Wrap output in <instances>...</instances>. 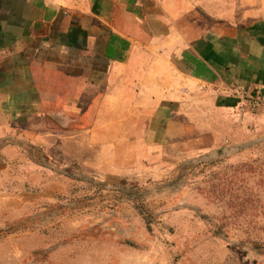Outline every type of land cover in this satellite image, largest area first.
<instances>
[{"label":"rangeland","instance_id":"1","mask_svg":"<svg viewBox=\"0 0 264 264\" xmlns=\"http://www.w3.org/2000/svg\"><path fill=\"white\" fill-rule=\"evenodd\" d=\"M165 6L187 39L264 21V0ZM262 93L232 122L213 117V144L168 162L114 163L136 148L99 146L113 132L86 148L49 129L0 131V264H264Z\"/></svg>","mask_w":264,"mask_h":264},{"label":"crops","instance_id":"2","mask_svg":"<svg viewBox=\"0 0 264 264\" xmlns=\"http://www.w3.org/2000/svg\"><path fill=\"white\" fill-rule=\"evenodd\" d=\"M166 9L165 0H0V131L49 129L86 148L95 132H113L99 146L136 148L120 164L213 144V117L232 122L264 90V21L187 39Z\"/></svg>","mask_w":264,"mask_h":264},{"label":"built area","instance_id":"3","mask_svg":"<svg viewBox=\"0 0 264 264\" xmlns=\"http://www.w3.org/2000/svg\"><path fill=\"white\" fill-rule=\"evenodd\" d=\"M262 105H264V93H262L259 97H257V99L253 100L251 104L253 109H258L262 107Z\"/></svg>","mask_w":264,"mask_h":264}]
</instances>
